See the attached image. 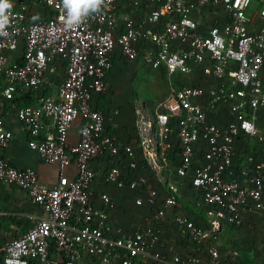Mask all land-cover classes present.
<instances>
[{
    "label": "built area",
    "instance_id": "obj_1",
    "mask_svg": "<svg viewBox=\"0 0 264 264\" xmlns=\"http://www.w3.org/2000/svg\"><path fill=\"white\" fill-rule=\"evenodd\" d=\"M10 2L7 35L0 36V184L21 190L37 213L0 243V264H200L199 254L202 264H237L222 257L217 235L223 225H240L243 212L264 214V157L238 155L242 140L264 143V0H104L99 14L71 30L61 20L62 0ZM250 4L256 10L247 14ZM143 44L144 63L168 92L150 114H137L147 135L121 144L91 97L107 92L114 54L135 61ZM18 93L34 103L19 106ZM9 113L30 151L60 172L74 162V176L59 174L45 187L35 170L5 159L2 150L14 139L4 124ZM76 119L77 141L69 145ZM102 157L109 167L100 182L130 191L133 206L146 210L143 224L124 233L111 231L109 213L93 205L90 165ZM163 169L178 181L163 177L158 189L148 188L139 170ZM182 182L198 195L204 222L181 208ZM97 197L109 207L106 195ZM163 226L192 251L169 255Z\"/></svg>",
    "mask_w": 264,
    "mask_h": 264
},
{
    "label": "crops",
    "instance_id": "obj_2",
    "mask_svg": "<svg viewBox=\"0 0 264 264\" xmlns=\"http://www.w3.org/2000/svg\"><path fill=\"white\" fill-rule=\"evenodd\" d=\"M118 8L121 17L125 8L124 3H120ZM120 17H118L117 20V27L121 24ZM148 49V44L141 45L139 56L135 61H126L120 57L118 53H115L112 59V69L106 78L108 84L107 92L102 95H93L91 97L92 106L104 116L105 130L107 133L114 135L121 144L133 145L139 138L147 135L146 131H143L139 125H136L137 114H150L156 103L161 101L159 99L158 101H154L153 91L148 88L147 92H145V87L140 85L137 80V77L142 79L141 74L143 71H146L147 74L150 73L153 78L158 79L157 75L159 74L148 68L143 61V56ZM144 80L145 77L142 81ZM138 92L139 95L137 96ZM15 97V101L19 106L34 103V97L30 94L18 93ZM224 107L225 106H220L217 110L215 120L218 122L223 120L225 113ZM4 124L5 127L12 132L14 139L9 143L7 148L2 150V155L14 167L19 169L31 168L35 170L39 184L45 187L53 186L57 182L59 174H64L67 178H72L74 176V162H71L68 167L60 172L56 165L42 162L34 152L27 148L25 144V136L20 130L12 113H9L6 116ZM79 127L80 121L76 119L68 130L67 143L69 145H72L77 141ZM45 130L52 133L51 126L48 123H45ZM238 150L239 157L249 152L264 157V143L258 146L254 144L252 140H242L238 143ZM173 153L174 151L169 149L170 161L174 158ZM240 162L241 159L238 162V165H241ZM90 166L97 176L90 186V190L94 195L93 205L94 207L105 210L109 213V226L111 231L115 232L118 230L120 233H124L128 230L129 224L131 223L135 226L143 224L146 210L133 206L132 200L134 196L130 191L126 189L118 190L112 186L103 185L100 182L98 176L105 172L109 167L107 158H99L92 162ZM139 172L146 177V184L148 188L151 189H158L163 177L171 181H178L173 178L166 169H163L160 173H152L148 170H139ZM185 184L186 182H182L181 187H179L181 195L183 192H188ZM99 194H104L108 197L109 207L104 205L98 199L97 195ZM180 201L181 199H179V202ZM116 206L119 207L118 212H114L113 210ZM36 213L37 210L29 204L25 194L21 190L12 186L0 184V243L9 239L12 233L15 232L16 224H18L17 228L18 226L25 224L27 227L25 228L24 226L22 231L26 230L30 223L25 220V216L28 214L34 215ZM246 213L247 212H243V217ZM164 221L170 223V217L167 215ZM163 227L164 235L162 241L165 244V249L169 255H185L192 251V246H190L185 240L173 235L174 231H172V226L171 228L167 226ZM22 231L16 232L15 236ZM199 263H203V256L200 254Z\"/></svg>",
    "mask_w": 264,
    "mask_h": 264
},
{
    "label": "rangeland",
    "instance_id": "obj_3",
    "mask_svg": "<svg viewBox=\"0 0 264 264\" xmlns=\"http://www.w3.org/2000/svg\"><path fill=\"white\" fill-rule=\"evenodd\" d=\"M255 8L254 4H250L247 14H251L256 10ZM143 72L141 74L142 79L137 77V80L140 85L145 87L144 91L147 92L148 88L151 89L154 94V101L165 98L168 92V85L163 78L157 75L158 79H155L150 73ZM144 77L145 80L142 81ZM172 87L177 88L178 86L173 84ZM180 199L179 204L182 209L189 210L192 215L204 222L202 216L205 209L197 202L198 195L195 192L189 190L188 192H183ZM17 225L15 232L9 238L15 236L16 232L24 229L25 224L18 226V228ZM217 241L222 257H226L228 260H234L237 264H264V214L247 212L242 218L240 225H223L220 233L217 235Z\"/></svg>",
    "mask_w": 264,
    "mask_h": 264
},
{
    "label": "clouds",
    "instance_id": "obj_4",
    "mask_svg": "<svg viewBox=\"0 0 264 264\" xmlns=\"http://www.w3.org/2000/svg\"><path fill=\"white\" fill-rule=\"evenodd\" d=\"M103 5L104 0H62L66 10V15L61 17L64 29H74L93 14H99ZM12 7L10 0H0V36L7 35L5 29L10 24Z\"/></svg>",
    "mask_w": 264,
    "mask_h": 264
}]
</instances>
